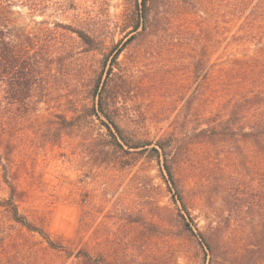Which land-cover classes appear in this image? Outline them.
I'll use <instances>...</instances> for the list:
<instances>
[{
  "label": "rangeland",
  "instance_id": "obj_1",
  "mask_svg": "<svg viewBox=\"0 0 264 264\" xmlns=\"http://www.w3.org/2000/svg\"><path fill=\"white\" fill-rule=\"evenodd\" d=\"M2 1L26 32L41 22L54 29L60 59L30 105L0 96V200L14 185L19 213L63 247L0 207V264H208L200 237L214 228L229 254L254 244L246 264L260 260L264 148L189 136L207 126L202 118L226 117L253 64L245 61L264 55V0H153V31L116 62L114 47L130 37L142 0ZM59 24L90 35L95 49ZM99 79L117 97L127 131L172 139L183 202L155 154L105 158L88 141L105 130L97 117L84 118ZM59 116L75 125L64 129Z\"/></svg>",
  "mask_w": 264,
  "mask_h": 264
},
{
  "label": "trees",
  "instance_id": "obj_2",
  "mask_svg": "<svg viewBox=\"0 0 264 264\" xmlns=\"http://www.w3.org/2000/svg\"><path fill=\"white\" fill-rule=\"evenodd\" d=\"M153 3V0H142L130 37L114 47L116 51L114 62L129 43L140 36H149L153 31L156 25L151 16ZM12 15L11 5L0 0V96H9L13 105L27 106L31 104L33 96L38 91L43 92L49 83L51 67L60 59L56 58L60 48L53 50L54 29L45 22L36 23L38 27L34 32H26V29L15 25ZM58 27L75 33L90 49H95V40L84 31L63 24H59ZM260 39H264V36ZM262 52H264V44ZM250 62L253 64L247 69L242 85L228 101L230 108L226 117L202 118L201 122L207 126L194 130V134L189 136L190 139L209 142L241 139L264 148V55L258 56L257 59H248L245 65ZM112 72L113 66L108 70L109 74ZM106 86L105 82L102 85L100 79L97 81L91 96L93 107L84 113V118L97 117L105 130H99L97 136L91 137L88 141L99 146V151L105 158L109 156L120 158L125 154L134 156L144 153L155 154L158 161H162V168L167 176L166 182L170 191L174 192V199L178 196V200L183 202V194L176 179L179 154L172 151V139L160 137L152 140L135 136L127 131L129 128L122 126L127 120L121 114L118 99L107 96ZM59 118L64 129L75 125L73 120L68 121L64 116ZM0 139L4 140L3 137ZM185 140L187 139H181V141ZM9 188L11 196L6 200H0V207H4L14 221L42 236L52 247H63L58 246L46 230L35 226L19 213L14 200L17 189L12 184H9ZM186 226L193 232L188 224ZM259 233L264 234V229ZM200 239L207 250L208 264H246L248 258L255 257L257 252L254 244H247L240 252L229 254L220 238L218 228H214L208 235L201 233ZM79 254L89 258L85 250H80ZM261 258L263 264L264 251L259 259ZM260 260L257 258L255 264Z\"/></svg>",
  "mask_w": 264,
  "mask_h": 264
}]
</instances>
